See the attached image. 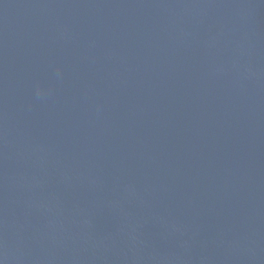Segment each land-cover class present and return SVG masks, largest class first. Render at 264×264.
I'll list each match as a JSON object with an SVG mask.
<instances>
[{"label":"water","instance_id":"95a60500","mask_svg":"<svg viewBox=\"0 0 264 264\" xmlns=\"http://www.w3.org/2000/svg\"><path fill=\"white\" fill-rule=\"evenodd\" d=\"M0 264H264V0H0Z\"/></svg>","mask_w":264,"mask_h":264}]
</instances>
